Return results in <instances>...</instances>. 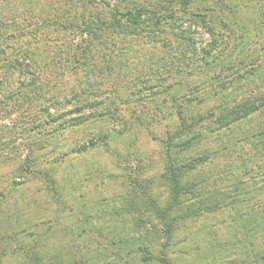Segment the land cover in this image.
<instances>
[{
  "label": "rangeland",
  "instance_id": "1",
  "mask_svg": "<svg viewBox=\"0 0 264 264\" xmlns=\"http://www.w3.org/2000/svg\"><path fill=\"white\" fill-rule=\"evenodd\" d=\"M164 1L166 46L97 28L117 4ZM172 1L0 0V100L17 98L8 61L39 75L29 110L0 115V264H264V152L240 140L264 131V110L231 135L206 131L172 153L185 166L207 157L183 172L178 196L165 148L178 107L209 116L224 101L264 100V0ZM182 29L197 54L212 47V55H183L189 45L174 35ZM77 92L99 102L101 115L47 132L54 124H39L38 109L60 114ZM35 113L37 129L25 133ZM228 140L234 152L219 147ZM27 158L29 173L19 170ZM205 205L218 206L205 213Z\"/></svg>",
  "mask_w": 264,
  "mask_h": 264
},
{
  "label": "trees",
  "instance_id": "2",
  "mask_svg": "<svg viewBox=\"0 0 264 264\" xmlns=\"http://www.w3.org/2000/svg\"><path fill=\"white\" fill-rule=\"evenodd\" d=\"M176 1L177 0H174L172 1V3ZM166 2L170 1H164L161 4L156 3L152 8L140 7L133 4H131L132 6L122 5L118 7L117 4V6L113 7L112 9L113 12L111 13V19H107L105 22H99L100 25L97 26V28L104 27V30L109 29L111 31L122 33L123 35L126 34L137 37L144 35L149 36V38H152V41H161L162 45L166 46L170 42L169 39L163 38V40L160 35L164 33L167 25L170 26L171 30H173L172 24L169 23V19L172 18V14L167 12L168 7ZM191 2L192 0H182L184 6H188ZM199 23H201L200 26L205 28L208 33H210L211 35L214 34V29L212 28V26L206 24L204 19L199 20L198 25ZM180 32L181 35L180 33H177V31L174 32V35L179 39H184L185 43L189 45L188 49H184L183 55L185 53L192 52V56L194 58H197L198 56L199 59L202 58L201 60H206L212 55V47L202 49L201 51H198L197 54L196 48L193 46L194 39L190 38V36L192 35L191 32L189 30L185 31L183 29L180 30ZM176 37L173 36V38L175 39L173 40L177 42ZM5 72L6 73H4V76L5 74L6 76L4 78L12 80L15 83V97L17 98L13 100L14 102H8L6 99L0 100V115L1 112H4L3 110H5V112H8V114L11 113V110H22L25 113L26 110H29L30 108V100H33L38 96L36 93L37 88L35 89V85H37L39 75L27 61L19 59L8 61V66H6ZM29 88L32 89L28 90ZM81 94L82 93L77 92L72 94L70 98L63 99L65 109L60 114L56 112H54L53 114V112H51V110L53 109H50V106L45 108L44 106H41L38 111L45 113L46 116L44 121H40L39 124H43L46 126H52L54 124L51 129L47 130V132H53V130H57L58 128L62 129L65 126L67 127L81 125L89 121L97 114L101 115V113H98V111L96 110V105H98L99 102L91 101L88 98H85L84 101H81L79 99V96ZM249 98L250 99H244L238 102L235 101V103L231 104H229L228 101H224L221 103L219 111L215 113L212 112L213 114H210L209 116H187L184 113L183 109L178 107L179 123L175 129V132L170 135V139L165 144L166 151L170 152L169 157H167L169 162H171L170 167L168 168V171L170 172L169 179L172 183V190L177 196L180 194V192H182V187L179 183V178H181V175L190 170V167L195 166L196 163L198 164L200 162H205L207 157L205 154L200 155L197 157V160H195V163L191 164V166L186 165V167L181 162L174 163L173 159L171 158V154L174 153V155H177L179 154V152L190 150V148H192L197 143V141H200V139L204 136L203 133L206 131L216 133V131L221 130L223 132L228 130L230 135L234 132H237L236 130L234 131V129H236V127H241V125L244 124V121L249 117V115L261 109L262 111L264 110V100L261 101L259 99H255L254 97ZM53 100L54 99L49 98L46 100V103H53ZM72 100L73 103H69ZM56 102V104H60L58 103V101ZM36 113L35 115L27 114V118H25V124H27L28 126L24 129L25 133L30 132L33 129H37L36 122L34 121L37 118ZM240 140H246L255 150L257 148H262L264 152V131H260V133L257 134L248 135ZM229 141L230 140H228L227 143L218 142L219 147L222 149V151L225 150L234 152V149H232L233 145L229 143ZM7 142L10 144V148H12L14 136H11ZM25 146L27 148L29 147L28 145ZM176 148L179 150L176 151ZM241 154L242 153H240L239 156H241ZM30 162L31 160L29 158L24 159L21 162L19 170L25 173H29V171L31 170V167L29 166ZM33 174L35 173L33 172ZM217 206L218 205H205L204 211L206 213L207 211L211 210L212 207L216 208ZM194 215H196V211L193 214L191 212L186 214L185 218ZM158 216H160L163 221L167 220V215L165 213H159ZM166 225L170 228L172 227L170 223H166ZM170 228L168 231H170ZM160 260L163 264H165L162 259Z\"/></svg>",
  "mask_w": 264,
  "mask_h": 264
}]
</instances>
